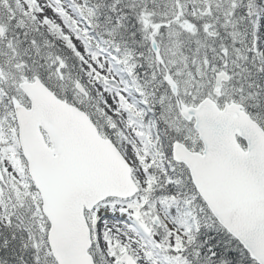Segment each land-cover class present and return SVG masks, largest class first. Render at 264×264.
<instances>
[{
  "label": "snow or ice",
  "instance_id": "obj_1",
  "mask_svg": "<svg viewBox=\"0 0 264 264\" xmlns=\"http://www.w3.org/2000/svg\"><path fill=\"white\" fill-rule=\"evenodd\" d=\"M0 264H264V0H0Z\"/></svg>",
  "mask_w": 264,
  "mask_h": 264
}]
</instances>
